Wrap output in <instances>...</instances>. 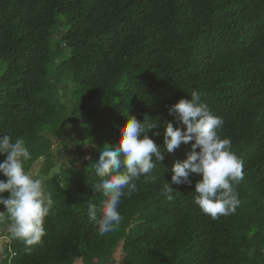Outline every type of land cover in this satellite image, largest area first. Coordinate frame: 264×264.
<instances>
[{
    "label": "trees",
    "instance_id": "1",
    "mask_svg": "<svg viewBox=\"0 0 264 264\" xmlns=\"http://www.w3.org/2000/svg\"><path fill=\"white\" fill-rule=\"evenodd\" d=\"M194 90L244 161L235 213L213 220L194 204L198 175L171 185L173 201L159 195L193 141L165 151L156 180L141 177L122 197L119 227L99 235L87 207L105 199L92 190L100 149L128 116L156 122L148 135L163 148L164 125L184 127L169 107ZM77 124V158L52 174ZM6 134L25 141L26 172L45 158L41 181L54 201L30 252L9 233L11 264H264V0H0Z\"/></svg>",
    "mask_w": 264,
    "mask_h": 264
},
{
    "label": "clouds",
    "instance_id": "2",
    "mask_svg": "<svg viewBox=\"0 0 264 264\" xmlns=\"http://www.w3.org/2000/svg\"><path fill=\"white\" fill-rule=\"evenodd\" d=\"M168 112L184 127L166 123L163 148L148 135L156 122L138 121L135 116H128L118 141L105 144L99 151L98 160L92 163L99 177L92 190L105 199L99 207L89 203L87 216L94 222L99 235L109 234L119 227L123 219L119 212L122 197L138 190L136 182L141 177L154 182L153 171L157 162L163 161L164 152L172 153L182 143L194 141L187 158L174 162L171 184L164 183L159 195L173 201L176 191L171 185H191L190 177L198 175L200 179L194 185L193 201L204 214L216 220L234 214L239 206L235 186L244 179V161L231 150V139L219 135L223 118L214 115L202 101L201 93L195 90L190 93V99H180L169 107ZM153 135L160 133L153 132ZM0 155L6 157L0 162V174L6 178L0 179V205L4 206L0 216L7 215L13 239L23 241L25 251L30 252L32 246L42 243L46 235L44 222L54 201L43 182L25 171L24 163L31 154L23 138L17 137L13 141L10 135L0 136ZM5 192L7 198L3 195Z\"/></svg>",
    "mask_w": 264,
    "mask_h": 264
},
{
    "label": "rangeland",
    "instance_id": "3",
    "mask_svg": "<svg viewBox=\"0 0 264 264\" xmlns=\"http://www.w3.org/2000/svg\"><path fill=\"white\" fill-rule=\"evenodd\" d=\"M66 57L68 56V50L66 49ZM76 127V129H75ZM67 133H70L69 137L66 138V140L68 141V145H69V150L70 152H63L62 155H59V158L57 157V159H54V164H56V167L54 169H51V172L52 174H56L57 173V169H58V166H60L61 164H66V165H69L71 164L72 160H75L77 158V155H76V150H77V146H76V142L78 140L77 137H75V135L73 134L74 131H77V132H81V128H79V125H75V126H71V127H68L67 128ZM63 139V138H62ZM56 144V142L54 141V145ZM62 144H64V140H62ZM60 150V148H55L53 151L54 153H58V151ZM44 161H45V158L42 157L40 158L38 161H36L35 163H33L30 171H29V174L35 178V179H40L42 180L41 176H42V170H43V166H44ZM56 172V173H55ZM3 206V205H2ZM1 207V205H0ZM8 230V229H7ZM118 252V251H117ZM5 262L4 264H11L8 260V256H11V252L8 253V254H5ZM117 258L119 257V255L117 254L116 255ZM76 264H85L83 263L82 259L81 261H78ZM94 264H98L96 262V260L94 261Z\"/></svg>",
    "mask_w": 264,
    "mask_h": 264
},
{
    "label": "crops",
    "instance_id": "4",
    "mask_svg": "<svg viewBox=\"0 0 264 264\" xmlns=\"http://www.w3.org/2000/svg\"><path fill=\"white\" fill-rule=\"evenodd\" d=\"M5 198H7L8 195L3 194ZM0 211H4V206L1 205ZM8 229V230H7ZM9 225L4 224L0 221V264H4L5 262V254H8L11 252V256H8V260L10 262L11 257L14 255L11 249L12 241L9 237ZM81 260H77L75 264Z\"/></svg>",
    "mask_w": 264,
    "mask_h": 264
}]
</instances>
